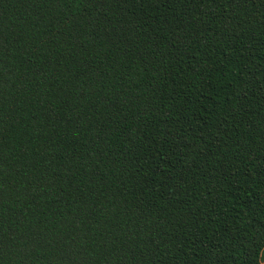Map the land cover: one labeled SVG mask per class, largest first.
Instances as JSON below:
<instances>
[{
    "label": "trees",
    "instance_id": "trees-1",
    "mask_svg": "<svg viewBox=\"0 0 264 264\" xmlns=\"http://www.w3.org/2000/svg\"><path fill=\"white\" fill-rule=\"evenodd\" d=\"M0 264H264V0H0Z\"/></svg>",
    "mask_w": 264,
    "mask_h": 264
}]
</instances>
